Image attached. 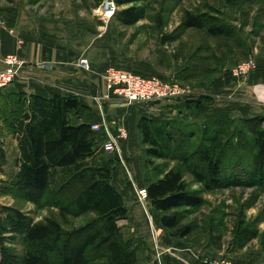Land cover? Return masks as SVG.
Listing matches in <instances>:
<instances>
[{"label": "rangeland", "instance_id": "rangeland-1", "mask_svg": "<svg viewBox=\"0 0 264 264\" xmlns=\"http://www.w3.org/2000/svg\"><path fill=\"white\" fill-rule=\"evenodd\" d=\"M103 2L104 0H0V25L12 28L22 11L32 12L46 24L62 25L71 30H89L95 25L98 28L97 35L106 37L113 49L114 56L110 66L189 88L191 96L178 100L190 101L181 107L194 112L204 110V103L215 102L210 93L221 77L236 83L237 88L242 87L257 69L259 59L264 57V0H137L124 5H118L116 0V14L132 6L144 10V19L134 26L121 25L116 14L104 23L99 16ZM188 11L210 18L209 21L213 24L225 25L229 29L227 36H210L206 29H180L182 19ZM169 36L172 38L166 39ZM249 59L255 60L256 67L245 77L235 76L233 69ZM195 98L199 100L191 102ZM24 110L25 99L21 93L5 96L0 92V210L5 216L9 213L14 219L15 216L18 219L23 217L22 219H30L34 223L52 219L60 223L66 232L79 229L91 221L93 215L74 217L64 214L55 206V202L69 203L83 184L73 183L59 195L49 196L24 192L12 182L17 171L18 148L10 122L21 116ZM177 119L197 121L199 125L207 120L200 117ZM232 119H236V122L224 139L229 146L224 168L227 175L236 172L241 178L239 181L244 182L207 190L187 168H183L189 189L198 192L204 199V204L194 209H177L169 214L180 216L181 229L191 227L188 236L176 239L185 243L198 262L264 264V182L261 183L263 180L259 181L256 177L255 181L249 180L253 175L257 150L253 146L250 130L244 128L237 134L240 118ZM256 127L264 130V118L257 126H252L254 129ZM199 139L196 137L193 143L196 145ZM115 155L104 150L101 152V156L113 161L116 169L119 161ZM133 161H141L143 165L141 143L137 151L133 152ZM163 163L156 161L164 169L179 166L177 161H169L166 165ZM150 176L155 178L156 174L150 172ZM133 178L137 183L134 174ZM125 180L128 181L127 185L132 182ZM141 184L145 187L142 167ZM157 213L161 215L158 211ZM238 224L240 228L248 229L249 235L244 240L236 238ZM170 233L172 232H168L171 236ZM27 246L19 234L10 231L4 234L3 248L11 255L8 260L10 264H17L15 259L23 256ZM1 251L0 249V263Z\"/></svg>", "mask_w": 264, "mask_h": 264}, {"label": "trees", "instance_id": "trees-1", "mask_svg": "<svg viewBox=\"0 0 264 264\" xmlns=\"http://www.w3.org/2000/svg\"><path fill=\"white\" fill-rule=\"evenodd\" d=\"M137 0H117L118 5ZM123 26H134L145 17L139 7H128L116 14ZM203 16L186 12L179 26L182 30L206 29L210 36H227V27L213 24ZM172 37H166L171 39ZM174 40V39H173ZM25 110L10 122L12 135L17 141V171L12 182L30 194L59 195L73 183H81L69 203L56 201L62 213L81 217L92 214L93 219L83 227L66 232L55 220L34 223L0 210V264H10L3 248L4 234L17 233L27 243V250L17 264H135L136 249L122 233L120 222L128 216V207L122 194L112 184L115 170L113 161L101 156L100 138L92 131V110L75 95L44 97L21 93ZM72 117L82 120L73 122ZM264 115L240 118L237 134L246 128L252 133L257 150L252 177L264 182V130L253 125ZM236 119L219 117L197 121L178 119H152L142 117L137 125L143 147L142 165L145 188L151 206L158 211L162 226L175 238H184L191 227L180 228V216L169 213L177 209H194L204 204L202 196L191 191L185 180L183 168L202 182L207 190L223 185L244 182L237 173L227 175L224 161L228 152L226 135ZM237 124V123H236ZM231 134V133H230ZM199 137L195 145L193 140ZM175 144V145H174ZM169 161L179 166L162 168ZM166 168V167H165ZM240 169V168H237ZM150 172L156 174L153 178ZM240 184V183H239ZM236 238L244 240L247 228L237 225Z\"/></svg>", "mask_w": 264, "mask_h": 264}, {"label": "crops", "instance_id": "crops-1", "mask_svg": "<svg viewBox=\"0 0 264 264\" xmlns=\"http://www.w3.org/2000/svg\"><path fill=\"white\" fill-rule=\"evenodd\" d=\"M97 32L95 25L89 30L49 25L30 11H22L12 28L0 25V60L8 54H15L26 64L15 83L2 90L1 94L25 93L44 97L75 95L92 110L93 123L105 120L114 133L118 127L125 128L128 136L119 141L123 161L118 154H111H116L119 161L112 175V184L122 194L128 207V216L120 222V227L124 238L130 240L136 249L135 264H202L188 251L184 242L168 234L151 203L143 207L138 200L137 188L143 185L142 163L133 161V152L137 151L140 143L137 125L142 117L187 120L264 115V57L259 59L257 69L242 87L237 88L236 83L221 77L210 93L215 102L204 103L202 111L194 112L181 107L190 103L184 100L123 106L110 103L100 105L97 97L106 91L105 71L115 66H110L114 54L109 40L99 37ZM82 57L88 59L89 70L79 65ZM198 100L195 98L191 102ZM177 107L176 115L174 109ZM72 120L76 124L82 122L77 117H72ZM133 174L137 177V183ZM125 179L132 181L130 185Z\"/></svg>", "mask_w": 264, "mask_h": 264}, {"label": "built area", "instance_id": "built-area-1", "mask_svg": "<svg viewBox=\"0 0 264 264\" xmlns=\"http://www.w3.org/2000/svg\"><path fill=\"white\" fill-rule=\"evenodd\" d=\"M116 14V0H104L100 19L107 23ZM0 92L9 85L15 83L17 77L24 71L25 62L15 54H8L0 60ZM79 65L85 70L90 69L87 58L82 57ZM256 67L254 59L240 63L233 69L235 76L245 77ZM105 93L97 97L100 105L110 103L116 106L137 105L147 103H160L169 100L189 98L192 91L178 83L163 81L156 77L144 76L138 73L124 71L115 67L106 69ZM92 131L100 138V146L109 154L116 153L123 161L122 153L119 150V141L127 138V131L118 127L115 133L108 123L103 120L93 123ZM137 196L143 207L149 202L148 191L145 187L137 188Z\"/></svg>", "mask_w": 264, "mask_h": 264}]
</instances>
